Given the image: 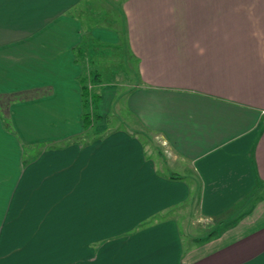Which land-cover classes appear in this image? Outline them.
Segmentation results:
<instances>
[{
	"label": "crops",
	"instance_id": "obj_1",
	"mask_svg": "<svg viewBox=\"0 0 264 264\" xmlns=\"http://www.w3.org/2000/svg\"><path fill=\"white\" fill-rule=\"evenodd\" d=\"M104 2L132 59L118 96L78 49L81 0H0V116L44 143L22 164L0 119V264H264V0Z\"/></svg>",
	"mask_w": 264,
	"mask_h": 264
},
{
	"label": "rangeland",
	"instance_id": "obj_2",
	"mask_svg": "<svg viewBox=\"0 0 264 264\" xmlns=\"http://www.w3.org/2000/svg\"><path fill=\"white\" fill-rule=\"evenodd\" d=\"M76 11V12H75ZM75 16H78L81 27V42L78 46V49L81 50L82 55L89 56L91 67L94 63L96 66H93L92 71L98 73L99 83H107L108 85H117L119 91L117 96L120 95V87L122 92L127 86L132 84V77L129 71V67L132 64V59L128 52L127 41L125 40V34L123 31L125 22L122 20V15L120 12L119 5L109 4L104 2V0H81L77 6H75L71 11ZM72 14V15H73ZM95 30L96 32H104L105 34H100L102 39L99 41L97 38H93L91 32ZM74 54L78 57L79 62L82 63V60L79 58V53L77 51ZM86 57L84 56L83 59ZM94 86V85H93ZM91 90V85L89 86ZM4 91V89H3ZM23 92L19 93L21 95ZM28 93V92H27ZM24 94V93H23ZM14 98H17V91L11 93ZM41 97L44 94L40 95ZM89 100V99H88ZM119 101V100H118ZM21 102V100L13 101ZM13 102H9L10 104ZM121 102V98H120ZM87 103V108L84 109V102L82 98V115L81 121H84L83 114L90 109L89 101ZM125 105L118 104V110L111 112L110 116H107L109 122L113 126H119L122 128H127L126 125L128 121L126 120V111L124 110ZM95 109L97 107L95 106ZM94 115H89L90 124H96L99 122V118L94 111ZM2 130L14 138L17 144V150L20 155V162L25 164L27 161H32L33 159L40 157L39 154L44 150V143L39 144H28L25 142L23 137H20L18 127L13 126L10 117L5 119L1 117ZM34 130L29 134V137L33 141L44 140L47 136L46 129L41 125L40 121H33ZM85 133H88L87 131ZM84 136L74 137L71 136L67 138L63 145H67L69 142H73L75 138L80 142ZM68 141V142H67ZM10 144V143H9ZM9 146V145H8ZM37 146V147H36ZM18 154V153H17ZM33 160V161H35ZM34 213H28L31 215ZM184 222L181 223V229Z\"/></svg>",
	"mask_w": 264,
	"mask_h": 264
},
{
	"label": "trees",
	"instance_id": "obj_3",
	"mask_svg": "<svg viewBox=\"0 0 264 264\" xmlns=\"http://www.w3.org/2000/svg\"><path fill=\"white\" fill-rule=\"evenodd\" d=\"M95 78L96 77H93V76H91V78H90V81L93 84H94ZM85 79L86 78H84V77H82V79H81V86H82V89H81L82 91L81 92H82V98H83V102H84V109L87 108V103L86 102H88V95L90 94V92L88 90V87H87L88 86V80H85ZM98 82H99V78H97L95 84L98 83ZM99 97L100 96H99L98 92H96V90H94L91 93V95H90L91 102H89V103H90V107H92L93 110L95 109V106H96V104H97V102L99 100ZM89 115H93L92 112L90 111V109H89L88 112L86 111L83 114V116L85 118L84 121H83V129L85 130V132L89 131L92 128V125H93L92 123L90 124Z\"/></svg>",
	"mask_w": 264,
	"mask_h": 264
}]
</instances>
